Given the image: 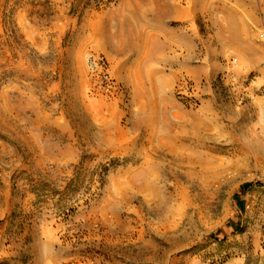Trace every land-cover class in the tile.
<instances>
[{
	"label": "rangeland",
	"instance_id": "rangeland-1",
	"mask_svg": "<svg viewBox=\"0 0 264 264\" xmlns=\"http://www.w3.org/2000/svg\"><path fill=\"white\" fill-rule=\"evenodd\" d=\"M114 2L0 0V264H264V65L227 75L184 42L120 68L76 30ZM91 53L114 96L88 93Z\"/></svg>",
	"mask_w": 264,
	"mask_h": 264
},
{
	"label": "crops",
	"instance_id": "crops-1",
	"mask_svg": "<svg viewBox=\"0 0 264 264\" xmlns=\"http://www.w3.org/2000/svg\"><path fill=\"white\" fill-rule=\"evenodd\" d=\"M68 7L67 0H35L33 7L28 6L35 17L51 13L55 17ZM76 10L80 37L92 35L123 69L133 63H162L163 49H176L184 42L188 50H194L196 42L209 49V60L204 56L200 62L218 64L227 75L243 65H264V0H115L102 9L82 3ZM201 29L204 34H199ZM169 58L167 62L178 63V55ZM187 60L196 61L191 50ZM195 70H189L192 78H200ZM151 72L146 79H152ZM212 77L205 67L200 79ZM16 112V141L31 143L32 123L20 122L19 108Z\"/></svg>",
	"mask_w": 264,
	"mask_h": 264
},
{
	"label": "built area",
	"instance_id": "built-area-1",
	"mask_svg": "<svg viewBox=\"0 0 264 264\" xmlns=\"http://www.w3.org/2000/svg\"><path fill=\"white\" fill-rule=\"evenodd\" d=\"M87 90L94 97H112L118 91V84L112 76L108 60L99 54L86 57Z\"/></svg>",
	"mask_w": 264,
	"mask_h": 264
}]
</instances>
